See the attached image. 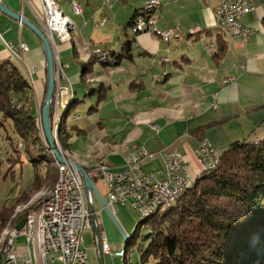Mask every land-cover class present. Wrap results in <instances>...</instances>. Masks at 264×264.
<instances>
[{"label": "crops", "instance_id": "obj_1", "mask_svg": "<svg viewBox=\"0 0 264 264\" xmlns=\"http://www.w3.org/2000/svg\"><path fill=\"white\" fill-rule=\"evenodd\" d=\"M58 1L61 7L63 1H69V4H64L67 13L64 14L75 23L72 40L62 42L57 38L53 46L56 76L58 61L68 65L65 68L67 80L57 83L58 101L69 97L72 99L73 92V98L79 99L76 108L79 106L80 111L93 105L95 110H99L96 128H89V123L83 120L81 114L76 119L82 120L81 125L70 123V120L68 122L84 130L76 135L88 136L92 133L90 139H101L105 156L99 158H103L111 169H120L135 146L145 144L155 152L166 148L180 150L189 165L190 174L196 178L204 168L194 154L201 136L195 131L225 117L231 118L218 128H210L205 132L217 153H222L250 130L258 129L257 137L260 138L256 140L264 137V128H259L260 125L264 126V108H259L264 105V0H254L256 9L242 18L243 24L254 29L253 35L246 40L226 34L218 27L215 9L222 0H161L156 28L163 31L167 27L176 26L177 30L167 42L155 31L133 33L126 26L134 12L145 6L146 0H128L124 4L129 2V5L124 7L113 6L118 0H104L111 6L107 12L113 13L112 17L104 12L99 16V9H96L91 18H100L97 22L99 24L105 15L109 17L117 24L118 39L101 32L99 41H95L93 32H90L92 40L89 43L104 44L115 55H112L110 62L94 65L91 74L94 76L93 81L88 84L82 81V68L87 61L83 60L80 51V46L86 43V35L83 33L86 18L83 17L82 24L80 17L90 9L93 0ZM73 1L81 4V14L73 12ZM4 2L44 29L41 0ZM126 10L125 19L122 20L121 13ZM195 28L198 31L192 33ZM221 39L226 42L227 49L223 58H217L216 50ZM19 41L30 47L23 61L12 58L5 45V42ZM202 42L208 43V47H204ZM120 53L123 55L118 57ZM71 54L74 55L72 63L66 60ZM7 60L16 64L30 80V92L35 93L41 103L47 88L43 47L30 28L0 11V63ZM232 76L233 81H226ZM60 88L63 90L61 94ZM88 94H91L89 99ZM81 95L85 98H81ZM93 98H96L95 104ZM213 103H216V108ZM151 123L156 124L159 131L153 130ZM70 158L92 171L97 157L74 154ZM143 167L149 171L160 169L163 167V159H147ZM100 187L105 188L103 182Z\"/></svg>", "mask_w": 264, "mask_h": 264}, {"label": "trees", "instance_id": "obj_2", "mask_svg": "<svg viewBox=\"0 0 264 264\" xmlns=\"http://www.w3.org/2000/svg\"><path fill=\"white\" fill-rule=\"evenodd\" d=\"M118 1L126 3L128 0ZM144 7L134 12L126 26L131 27L139 14H146ZM262 24L264 27V17ZM226 49V42L221 39L216 57L223 58ZM88 66H83V74ZM31 88L30 80L16 64L8 60L0 63V126L6 130V139L26 142L25 150L35 166L33 187L30 193L23 191L16 205L28 202L32 192L39 191L46 181L55 186L59 176L57 161L46 139L36 131V115L30 106ZM78 102L79 99H73L70 106ZM69 108L68 105L64 116ZM230 118L201 126L195 132L200 137L205 136L207 129L218 128ZM61 124L59 139L63 149L68 150L71 137L68 130L77 126L69 129L63 120ZM29 139L36 144V153L29 148ZM11 145L15 146L13 142ZM41 149L48 153L38 154ZM41 163L46 171L38 170ZM209 167L196 176L189 189L186 188L167 211L138 220L125 245L127 252L141 231L146 232V244L137 250V264H264V137L232 142ZM85 168L91 173L90 168ZM91 176L97 184L99 176ZM13 214L11 205L0 208V233ZM24 218L19 216L15 226H22Z\"/></svg>", "mask_w": 264, "mask_h": 264}, {"label": "built area", "instance_id": "obj_3", "mask_svg": "<svg viewBox=\"0 0 264 264\" xmlns=\"http://www.w3.org/2000/svg\"><path fill=\"white\" fill-rule=\"evenodd\" d=\"M41 1L44 12V31L55 45V38L60 41L62 38L60 32L56 31L50 7L45 0ZM71 6L76 15L82 13L83 9L79 2L73 1ZM161 7V0H148L143 9L146 14H139V19L135 20L130 27L133 33H142L153 28V31L157 32L162 39L169 40L177 30L160 31L156 28L157 13ZM255 9L254 0H222L215 9L217 25L223 31L224 28H231L232 36L246 40L253 35L254 29L243 24L242 18ZM73 26L75 28L74 21ZM5 45L10 50L12 58L21 61L30 49L23 41L5 42ZM204 46L208 47V44ZM57 63L56 77L59 83L65 78V68L68 65L60 61ZM233 80V76L226 79V81ZM59 106L58 98H56L53 107ZM216 106V103H213V107L216 108ZM150 126L153 130L159 131L156 124H150ZM194 154L203 168L209 167L215 161L216 153L209 137H204L199 141ZM158 157L163 159V167L158 169V172H149L144 169V161ZM91 174L102 179L106 195L101 193L112 210L115 205L127 206L129 204L137 212L138 217L153 201L162 200V204L167 202L170 194L174 193L179 185L189 183L190 177H194L190 174L189 165L180 150L166 148L155 152L145 144L135 146L134 150L126 156L124 165L120 169H111L102 158L101 167L92 170ZM68 180L70 181L69 190H62L59 187L54 198L45 200L35 211L36 225L32 231H23L19 227L18 236L13 241H17L19 236H24L26 249L18 251L11 264H86L88 262L84 234L92 231L93 225L87 205L85 186L81 175L71 166H69ZM98 219L101 227L103 254H110L114 257L116 250H112L107 234L102 230L99 213Z\"/></svg>", "mask_w": 264, "mask_h": 264}, {"label": "rangeland", "instance_id": "obj_4", "mask_svg": "<svg viewBox=\"0 0 264 264\" xmlns=\"http://www.w3.org/2000/svg\"><path fill=\"white\" fill-rule=\"evenodd\" d=\"M148 1V0H146ZM69 1H63L62 7H63V12L67 14L66 8L64 4H69ZM129 3V2H128ZM124 4L123 2L119 1L113 6L115 7H124L129 4ZM61 7V8H62ZM110 4H106L104 0H93V2L90 5V9H88L85 13V15L80 17V21L83 24L84 23V16H85V21H86V26L83 28L84 29V34L86 35V43H83L80 47V51L83 55V60L87 61L88 70L84 72L83 74V79L82 81L85 83H91L93 81V67L96 63L99 62H109L110 59H112V52L107 49V46L104 44L102 45H96L89 43L91 42V36L90 32H93V39L95 41H99V36L101 32L107 33L112 38L114 37L115 39H118V33L119 30L117 29V24L114 23L109 17H107V14H110L112 17L113 13H108L107 10L110 8ZM84 8L87 9L86 6ZM96 9H99V16H101L102 12H104L105 18L103 19L102 22L104 23H99L97 24L98 20L100 19H92L91 17L93 16V13L96 11ZM127 10L122 11L121 15H123L122 20L125 19ZM158 16V15H157ZM68 17V16H67ZM138 17V16H137ZM69 18V17H68ZM70 19V18H69ZM76 19V17H75ZM78 19V18H77ZM71 20V19H70ZM137 20V19H136ZM72 21V20H71ZM78 22V20H76ZM73 22V21H72ZM89 23V25H87ZM123 23V22H122ZM101 24V25H100ZM176 26H170L165 28L164 30H175ZM75 29V28H74ZM73 29V30H74ZM72 30V31H73ZM198 30L196 29L195 32ZM150 32H153V28L150 29ZM194 32V33H195ZM34 33V32H33ZM35 34V33H34ZM71 38L68 39L67 42H70L72 40V33L70 34ZM37 37V36H36ZM38 38V37H37ZM85 39V38H84ZM164 41H168L166 39H163ZM84 41V42H85ZM41 43V42H40ZM206 42H202V45L204 46ZM208 44V43H207ZM205 47V46H204ZM101 48V49H100ZM100 51H97L99 50ZM121 54V53H120ZM123 55V54H121ZM68 62L72 63L74 60V55L71 54L68 58H66ZM65 60V61H66ZM67 76L65 75L64 79H61V82L66 81ZM58 83V80H57ZM92 91V90H91ZM63 92L62 88L59 90V94ZM73 93V92H72ZM71 93L72 99H66L64 101H60L59 99V107H53V115H52V120H53V130L54 134L57 140V145L59 146L60 150L65 154L67 157H71L74 154H78L79 156L82 157H97L96 158V163L97 161H100L102 158L99 157H104V153L102 152L103 143L99 137H96L95 141L91 138L90 133L88 136L87 135H76V133H81L84 132L82 129H78L77 125H81L82 120H76L80 117V114L83 118L85 119L87 123H89V128L93 127L96 128L98 123H99V110H95V105L94 108L91 106H88L85 111H80L79 106L76 108L78 105L77 103H73L71 106V102L73 101V95ZM90 93V92H89ZM33 98L31 99L30 106H32L33 112H35L36 115V131L37 133L41 134V136H44L43 132V127H42V121H41V108H42V102L39 103L38 99L35 96V93H33ZM74 94V93H73ZM57 95V93H56ZM90 96V97H88ZM86 95L88 97L87 99L91 98V94ZM57 96L55 97L56 101ZM81 98H85V96L81 95ZM96 98H93V104H95ZM69 105V111L66 113L64 116V112L67 110ZM88 112L90 114H88ZM72 113V114H71ZM75 114V116H74ZM66 121L69 129L72 126H77L75 129H70L68 130L71 133V137L68 139L70 142V149L65 150L62 147L61 141L59 139V130L61 128V122ZM70 120V123H76L77 125L70 124L68 122ZM55 123V124H54ZM261 123V122H260ZM153 124V123H151ZM9 127V126H8ZM261 127V130L264 128V126L260 125L259 128ZM57 129V130H56ZM90 131V129H87V131ZM58 132V133H57ZM253 132H255L253 134ZM58 134V135H57ZM253 134V135H252ZM73 136L75 137L73 140ZM259 136V131L258 129H253L252 131H248L246 135H242V140L243 138H249L250 140H256L257 137ZM118 139L120 136H116ZM204 137H209L207 135L200 137L199 141L203 139ZM78 138V139H77ZM122 139V137L120 138ZM262 139V138H261ZM211 140V139H210ZM259 140V139H258ZM11 142L15 145H11ZM29 143H31V139L28 140ZM94 142V143H93ZM26 143V142H25ZM23 144L22 142H17L14 140H9L6 139V130L1 128L0 126V208H2L5 205H11L14 207V214L12 216V220L8 223L7 227H5L1 233H0V264H4V259H6V254H5V246L8 241V236H9V231H11L12 228L16 227L15 226V221H18V217L22 216V219L25 217V215L29 212V210L39 203L45 194L48 192V190L52 189L53 187L49 184L48 181H46L43 185V187L39 191H34L32 192L31 198L29 199L28 202L26 203H21L19 205H16V201L19 198V196L23 193V191L29 192L31 191V188L33 187L32 181L34 177V169L35 166L30 162V153H27V149L25 148L27 144ZM120 143V141L118 142ZM199 143V142H198ZM213 144V143H212ZM36 144L31 143L28 146L31 149V151L36 153ZM198 145V144H197ZM214 146V145H213ZM40 147V145H39ZM109 148V147H107ZM26 149V150H25ZM110 149V148H109ZM215 149V148H214ZM42 153H48V150L46 152L45 149H41L38 151V154ZM74 152V153H72ZM216 155L219 157V153L215 151ZM13 155V156H12ZM49 157L51 156L50 154H47ZM9 157V158H8ZM12 157H15V159H12ZM50 164V163H49ZM63 164V163H60ZM65 164V163H64ZM58 165V162H57ZM94 165V166H95ZM38 167V166H37ZM42 168V169H41ZM147 168V167H146ZM144 168L145 170H147ZM40 169L43 171H46V168L44 166V163H41L39 165V171ZM149 171V170H147ZM149 172H158V169L154 171H149ZM59 177V176H58ZM193 178V177H192ZM59 179V178H58ZM195 179V178H194ZM102 179L99 178L97 181V185L100 191L106 195V190L102 186ZM15 203V205H14ZM95 208L96 211L99 212V218L102 223V230H104L107 233L108 240L111 244V248L113 251L119 250L120 248L125 249V241L119 231L117 230L116 226L108 216V214L104 211L102 205L100 202L95 199ZM113 210L115 214L117 215L118 219L120 220L122 227L125 229L126 233L130 236L132 235L135 226L139 220L140 217H138L137 212L130 206L129 204L127 206H119L115 205L113 206ZM25 219V218H24ZM21 227L18 226V228ZM143 229V228H142ZM8 233V234H7ZM146 235L145 231H141L140 236L135 239L133 243L128 247L127 250V257L123 258L120 256H114L112 257L110 254H104V264H137L139 262V254H138V248L146 244V241L144 240V236ZM25 244V237L24 236H19L16 241V250L18 251H24L26 249ZM84 245L87 249L88 253V262L86 264H99V258H98V251H97V245H96V240L94 239V231H88L84 234ZM3 253V254H2ZM154 259L151 258L150 263H152Z\"/></svg>", "mask_w": 264, "mask_h": 264}, {"label": "water", "instance_id": "obj_5", "mask_svg": "<svg viewBox=\"0 0 264 264\" xmlns=\"http://www.w3.org/2000/svg\"><path fill=\"white\" fill-rule=\"evenodd\" d=\"M0 11L5 13L6 15L10 16L11 18L17 20L22 25L27 26L30 28L35 35L38 37L43 50L46 56V67H47V88L45 93L44 102L41 108V121L45 139L48 144L49 151L54 155L56 161L60 163H66L69 166L73 167L78 171L81 175L86 192V199L88 209L90 211V217L93 225V230L96 237V245L98 251V258L99 264H104V254L102 249V242H101V227L99 224L98 213L95 209L94 199H97L100 204L102 205L104 211L108 214L114 225L116 226L117 230L123 237L125 241V245L129 239V235L126 233L125 229L120 224L119 220L117 219L115 213L108 205L107 201L103 197L98 185L93 180L91 173L88 171L87 168L80 165L72 158L67 157L63 152L60 150L59 146L57 145V140L53 130V120H52V108L55 103L56 91H57V79H56V68H55V53L53 47L44 31V29L35 24L34 22L30 21L26 17H24L21 13H18L12 10L4 0H0Z\"/></svg>", "mask_w": 264, "mask_h": 264}, {"label": "bare ground", "instance_id": "obj_6", "mask_svg": "<svg viewBox=\"0 0 264 264\" xmlns=\"http://www.w3.org/2000/svg\"><path fill=\"white\" fill-rule=\"evenodd\" d=\"M107 1H109V0H107ZM45 3L50 7L51 16L54 18V25H56V31L60 32L62 41L63 42L68 41L69 36L72 33V30L74 29L73 22L64 14L58 0H45ZM138 19H139V16L137 17V20ZM195 31H196V29L192 30V33H194ZM224 32H226V34L228 33L229 35H232L231 28H224ZM48 39H49V37H48ZM56 40H57V38H55V43H56ZM49 41L53 47L54 45H53L52 41L50 39H49ZM56 93H57V91H56ZM57 98H58V96H57ZM217 161H218V156L216 155L215 161L212 162L211 165H213ZM97 162L98 163L93 167V170L99 169L101 167V160L97 161ZM211 165H209V166H211ZM57 166L59 169V177H58L59 179H58L57 183L55 184V186L52 189L48 190V192L45 194V196L43 197V199L39 203L34 205L29 210V212L25 216L24 224L21 226V229L23 231H32L35 228V225H36V218L34 216L35 211L41 207L42 203L45 200L50 199V198H54L59 187H61L62 190H69L70 189V181L68 180L69 165L66 163L60 164V162H58ZM194 180H195L194 178L190 177L189 183H183V184L179 185V187L175 189V192L170 194L167 202L162 204V200L153 201V203L151 205H148L146 210L143 213H141V215L139 216L140 217L139 219H146L147 217L151 216L152 214L162 213V212L167 211L172 206V204L177 199V197H179V195L186 188H188L192 185ZM8 233H9V236H8V241H7L6 246H5L6 259H5L4 264H11V262H13L14 257H16V255L18 253L16 250V241H13V239L16 236H18L19 228L14 227ZM115 255L126 258L127 257L126 248L125 249L120 248L119 250L115 251Z\"/></svg>", "mask_w": 264, "mask_h": 264}]
</instances>
